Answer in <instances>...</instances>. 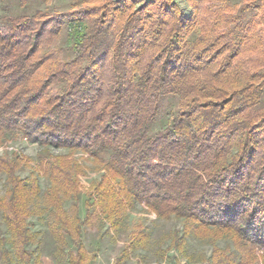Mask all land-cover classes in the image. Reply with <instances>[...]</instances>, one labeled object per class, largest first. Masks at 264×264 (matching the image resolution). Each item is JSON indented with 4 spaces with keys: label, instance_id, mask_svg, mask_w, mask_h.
Here are the masks:
<instances>
[{
    "label": "trees",
    "instance_id": "1",
    "mask_svg": "<svg viewBox=\"0 0 264 264\" xmlns=\"http://www.w3.org/2000/svg\"><path fill=\"white\" fill-rule=\"evenodd\" d=\"M238 1L186 0L187 13L181 0L31 11L29 0L17 10L0 0V134L70 149L38 152L44 190L37 173L18 172L22 154L0 153L11 242L0 234L1 264H42L30 246L41 203L69 264H91L87 229L108 223L119 233L138 203L183 219L171 241L180 254L195 237L212 245L202 264H264V0ZM62 30L65 57L55 44ZM77 150L102 170L86 193ZM140 225L113 264L143 241ZM170 264H180L175 255Z\"/></svg>",
    "mask_w": 264,
    "mask_h": 264
},
{
    "label": "rangeland",
    "instance_id": "2",
    "mask_svg": "<svg viewBox=\"0 0 264 264\" xmlns=\"http://www.w3.org/2000/svg\"><path fill=\"white\" fill-rule=\"evenodd\" d=\"M230 1L234 4L238 0ZM17 2L18 0H14V2L9 5L17 10L20 8ZM70 3L71 0H29L26 6L30 8V11L35 8L64 9L68 7ZM181 3L185 11L189 13L191 8L186 0H181ZM216 3L223 4L225 2L217 1ZM238 3H240V0ZM55 44L62 47V57L71 55L67 31L62 30L60 32ZM20 133L22 132L19 130H9L6 131L5 134H0V144H3L8 139L14 138ZM29 142L31 151L34 152V154L27 155L24 151L19 152L27 159V163L23 164L18 172L21 175H27L31 172L37 173L40 179V186L42 190H44L49 184V179L38 168V152L46 147L53 154H66L70 152V149L52 143L42 145L39 140H29ZM83 155L84 154L80 150H77L72 154V157L80 160L85 165V172L80 174V189L83 193H86L90 186V182L99 178L102 170L94 169L91 159H86ZM4 177V174H0L1 193H4L6 189ZM41 205L42 212L39 210L30 217L32 222L31 227L36 232L37 238L39 239V241L32 242L30 246L33 248L37 246L40 247L42 250V264H69L68 259L62 257V250L58 249L57 240L49 228L47 212L44 209L45 206L42 203ZM65 207L68 209L71 208L70 200L65 203ZM138 225L142 226L141 229L145 234L143 241L139 242L135 248H131L129 256L122 264H170L174 255L177 257L180 264H202L203 261L206 262L203 258L210 256L212 245L195 237L186 238L183 244L185 252L180 254L171 246V241L175 230H179L180 234H182L183 219L176 216H171L169 218L155 216L138 203L134 208L128 209L125 222L121 225L122 228L119 233L111 229L108 223L104 224L99 230L97 228L87 229L83 237L85 245L90 252L96 253V257L91 264H113L123 248L127 233L136 229ZM0 234L7 238V244L10 246V232L3 220L1 212ZM217 242L220 246H224L227 240L220 239Z\"/></svg>",
    "mask_w": 264,
    "mask_h": 264
},
{
    "label": "clouds",
    "instance_id": "3",
    "mask_svg": "<svg viewBox=\"0 0 264 264\" xmlns=\"http://www.w3.org/2000/svg\"><path fill=\"white\" fill-rule=\"evenodd\" d=\"M21 151H24L27 155L34 154V152L31 151L28 137L22 133L0 144V153H17Z\"/></svg>",
    "mask_w": 264,
    "mask_h": 264
}]
</instances>
